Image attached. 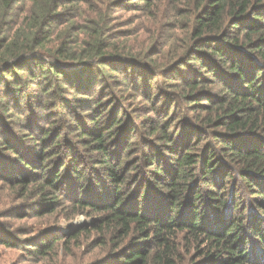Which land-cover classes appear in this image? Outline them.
<instances>
[{"label": "trees", "instance_id": "16d2710c", "mask_svg": "<svg viewBox=\"0 0 264 264\" xmlns=\"http://www.w3.org/2000/svg\"><path fill=\"white\" fill-rule=\"evenodd\" d=\"M23 5L0 0V130L29 120L0 131V184L36 218L95 221L0 245L45 261L93 232L89 264H264V0ZM125 8L152 31L137 49L112 28Z\"/></svg>", "mask_w": 264, "mask_h": 264}, {"label": "rangeland", "instance_id": "374dc122", "mask_svg": "<svg viewBox=\"0 0 264 264\" xmlns=\"http://www.w3.org/2000/svg\"><path fill=\"white\" fill-rule=\"evenodd\" d=\"M24 1L25 5L22 6L24 7V9L22 8V11H26L29 4V0ZM90 2L94 6L104 3L103 6L100 5L99 7L101 13L107 12V5L109 6V4H111V0H90ZM18 6L19 4H17V6L14 8V17L16 16L15 14H17V12L21 9V7L19 8ZM115 14L116 17L114 20V25L112 26L113 30H115L114 32H123L122 34H124V32L133 33L132 37H130L127 45L125 46V49H137L141 45L143 39L148 37L147 34L151 33L152 31H149V28L145 27L143 24L140 25L139 23H137L139 20H141V15L139 13L131 11L129 8L117 9L115 10ZM159 33L162 32L160 31ZM166 33L167 29L163 31L164 35ZM169 34H171L172 39L171 43H167V46H172L173 50H175V54L181 53L183 50V33L175 30V32L173 31ZM120 42L125 41H115L112 44L118 46ZM166 49L164 50L165 52ZM66 72L68 74H72L74 73V70L67 69ZM107 92H109L110 94L117 93L116 89L110 84L108 86ZM137 102L139 101L137 100ZM124 106H131V102H129L128 104H124ZM22 111L25 112L23 116H26L27 119L30 113L27 112L26 109H23ZM11 115H14V111H12ZM135 116L136 115L132 116V114H130V119H133ZM15 117L18 116L16 115L11 118H5L6 124L3 126L5 128L1 129L4 130L8 127V131L6 130V132L12 138L21 137V130L19 129V127L22 125L24 126V124H27L29 122V120H25V118L23 119L22 116H20V121L18 122L17 120L19 119ZM131 124L134 127L139 125L138 121H136V123L131 122ZM2 161H0V163ZM8 169L10 168L8 167ZM18 198L19 197L17 196L16 192L9 191L2 184H0V218L4 214L5 216L10 215L9 218L3 217L2 219H0V227L4 229L3 231H14L13 233L18 232V234H22L18 235L17 240H21L25 236L40 230L46 232V234L50 233V235L46 236V238L49 237L48 239H46L47 241H49L53 239L54 236H66L69 234V232L74 231L77 228H87L89 229V231L93 229V224L95 221L93 217H88L86 215H76L72 218H67L64 214H69V211H66L64 209L63 211H59L52 216L36 218L34 216L39 209V206L37 205V198H34L33 195L28 199H25V201H21ZM19 206H22V208H19ZM16 213L23 214L21 216H26V218L17 220L15 219V217H13ZM90 236L94 237V233L91 232L89 236H83L78 241V243L68 244L66 248L67 250H64L60 245L59 248H57L55 256L53 258L48 257L45 261L30 259L21 248L14 250L3 248L0 245V264H89L94 260L93 257L97 253H99L98 248H93V246H91L92 242H90ZM44 242L45 241H43V243Z\"/></svg>", "mask_w": 264, "mask_h": 264}]
</instances>
